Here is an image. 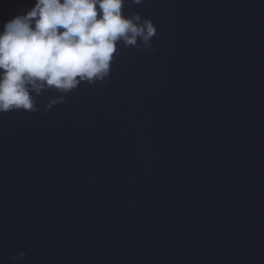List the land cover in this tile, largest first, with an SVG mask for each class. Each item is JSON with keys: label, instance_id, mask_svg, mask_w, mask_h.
<instances>
[{"label": "water", "instance_id": "water-1", "mask_svg": "<svg viewBox=\"0 0 264 264\" xmlns=\"http://www.w3.org/2000/svg\"><path fill=\"white\" fill-rule=\"evenodd\" d=\"M0 264H264V0H0Z\"/></svg>", "mask_w": 264, "mask_h": 264}]
</instances>
